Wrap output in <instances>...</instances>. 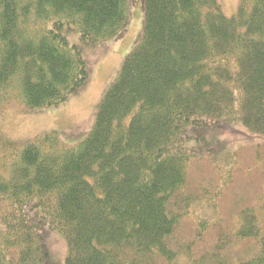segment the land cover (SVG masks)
Returning <instances> with one entry per match:
<instances>
[{"label": "trees", "instance_id": "1", "mask_svg": "<svg viewBox=\"0 0 264 264\" xmlns=\"http://www.w3.org/2000/svg\"><path fill=\"white\" fill-rule=\"evenodd\" d=\"M142 4L141 39L82 141L19 143L0 125V264H264V142L229 140L264 139V0L231 17L219 0ZM129 7L0 0V117L81 93L84 53L126 31Z\"/></svg>", "mask_w": 264, "mask_h": 264}, {"label": "rangeland", "instance_id": "2", "mask_svg": "<svg viewBox=\"0 0 264 264\" xmlns=\"http://www.w3.org/2000/svg\"><path fill=\"white\" fill-rule=\"evenodd\" d=\"M219 2L227 17L235 14L238 0ZM129 9V25L120 37L103 46L87 49L84 53L89 63L90 77L81 93L55 109L29 113L21 107L11 106L3 111L0 125L11 139L25 143L37 136L57 132L67 144L74 145L86 137L92 128L98 104L141 39L145 18L142 0H130ZM238 130L240 133H234L229 139L233 147L264 142L262 137L247 133L245 129ZM47 240L54 257L64 261L68 252L64 238L59 234H50Z\"/></svg>", "mask_w": 264, "mask_h": 264}, {"label": "bare ground", "instance_id": "3", "mask_svg": "<svg viewBox=\"0 0 264 264\" xmlns=\"http://www.w3.org/2000/svg\"><path fill=\"white\" fill-rule=\"evenodd\" d=\"M252 174V173H251ZM254 178V177H253ZM261 217V216H260Z\"/></svg>", "mask_w": 264, "mask_h": 264}]
</instances>
